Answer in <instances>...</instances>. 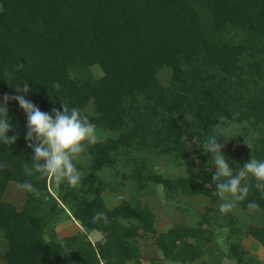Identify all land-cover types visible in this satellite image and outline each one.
Masks as SVG:
<instances>
[{
    "label": "trees",
    "instance_id": "trees-1",
    "mask_svg": "<svg viewBox=\"0 0 264 264\" xmlns=\"http://www.w3.org/2000/svg\"><path fill=\"white\" fill-rule=\"evenodd\" d=\"M0 7V98L18 95L12 87L27 81L26 99L41 111L76 107L95 128L118 134L85 145L76 161L79 186L56 182L50 191V176L24 174L34 155L25 140L26 114L17 102L8 104L9 136L18 138L0 146V240L7 242L0 264H141V240L149 237L162 254L149 264H197L211 242V209L199 214L196 227L177 225L155 237L156 218L140 199L160 186L173 201H216L214 171L175 179L157 171L161 160L187 169L209 161L197 143L209 134L227 133L218 142L237 146L227 156L233 169L245 147L264 160V137H255L264 126V0H0ZM165 68L170 79L162 86L158 74ZM188 119L194 124L184 134ZM24 181L40 195L21 189L18 211L3 196L9 183ZM128 181L136 183L137 197L106 208L102 195L120 192ZM248 182V196L236 204L250 209L255 202L251 210L264 213V194ZM65 210L78 234L47 241V231L69 217ZM97 213L104 215L94 221ZM241 230L264 250V225ZM93 232L102 235L94 243ZM229 255L235 264H264L239 242Z\"/></svg>",
    "mask_w": 264,
    "mask_h": 264
},
{
    "label": "clouds",
    "instance_id": "clouds-1",
    "mask_svg": "<svg viewBox=\"0 0 264 264\" xmlns=\"http://www.w3.org/2000/svg\"><path fill=\"white\" fill-rule=\"evenodd\" d=\"M58 87V85H57ZM18 95L4 94L0 98V146L13 145L17 135L9 136L13 131V118L9 117L8 104L18 103L26 114L25 140L34 155L31 163H25L26 176H51L55 181L66 183L75 188L82 181V172L76 161L84 152L85 145L95 137V128L88 117L79 108H67L62 104V111L56 108L52 112H44L32 101L26 99L30 88L27 81L12 87ZM219 137L229 138L227 133L209 134L197 143L205 154H211L208 164L215 168L213 180L224 203L220 211H231L236 202L246 199L250 192L249 180H255L254 187L264 194V160L253 159L245 162L242 167H230V159L225 155L224 145L218 142ZM249 146L250 141L245 140ZM3 167V164H0ZM21 189L34 193L39 197V190L30 181L18 185ZM250 209L257 208L255 202H249ZM103 213H97L93 220L99 219Z\"/></svg>",
    "mask_w": 264,
    "mask_h": 264
},
{
    "label": "rangeland",
    "instance_id": "rangeland-1",
    "mask_svg": "<svg viewBox=\"0 0 264 264\" xmlns=\"http://www.w3.org/2000/svg\"><path fill=\"white\" fill-rule=\"evenodd\" d=\"M1 11V7H0ZM94 74L96 77L100 76V73L98 70H94ZM159 82L162 86H167L170 79V71L168 69H163L158 74ZM51 113V112H49ZM85 113L88 115L92 114V105L90 104L86 110ZM194 124V121L191 119H188L181 123V128L184 134H188L191 126ZM95 128V127H94ZM264 128V126H262ZM260 131H262L260 133ZM264 136V130H256L255 137L256 138H262ZM118 137L117 133H113L110 131H103L98 128H95V137L92 141H100L106 138H112L116 139ZM224 145V153L226 156H235L238 151L237 146L235 144L229 143V142H223ZM193 148V147H192ZM250 149L247 147L242 150L243 154H241V157H238L241 159L242 165L245 162H248L253 158L250 155ZM237 159L234 161V165L238 167L239 164ZM254 159V158H253ZM208 160H199L196 161L194 168H181L177 167L165 160H161L158 162L157 171L162 173L164 176L175 179L178 177H184L186 178L189 174L201 170V169H207L215 172V168L211 167L208 164ZM55 179L50 176L48 180V188L50 191L55 189L56 186ZM137 197V187L136 183L133 181H128L120 192L112 193L109 191H106L102 198L104 200V204L106 208L112 209L123 201V199H134ZM4 200V199H3ZM5 202V201H4ZM141 204H146L151 213L155 216V224L154 228L156 230L155 237L162 233L167 231L168 229L174 228L177 225H187L190 227H196L198 223L201 220V217L199 214H205L206 209H211L209 214V237L211 239V242L208 244H205L202 247V254L200 259L196 262L197 264H235V262L230 258L229 255V249L232 243H240L243 248L248 250L250 254L255 255V253L258 256V259L261 263L264 262L263 255L261 256V251L258 250V243L255 240H252V238L247 237L244 233V230H241L242 228H246V224L242 223L245 222V220L240 215L241 208L237 207L236 215L238 218L234 216L232 211L228 212H221L220 206L222 203H224V200L221 196L216 201H211L210 199H190V198H183L178 197L176 198V201H173L165 196V193L163 192L162 188L160 186H156L154 189V194L150 196H146L140 199ZM8 203V202H7ZM25 203V202H24ZM23 203V205H24ZM22 204L17 205L18 211L21 210L23 207ZM235 206H238L235 204ZM235 209V208H233ZM66 214L69 216L68 211H66ZM257 214L259 216H262V213L257 211ZM183 216L187 218V221L183 223ZM233 218L235 220V223L231 224L229 222L228 218ZM69 218V219H68ZM68 218H62V220L57 224V226L54 227V229H50L47 231L45 239L47 241H55L61 240L65 237H71L76 236L78 234V225H75V221L73 219ZM73 220V221H72ZM78 228V229H77ZM231 228L238 229L240 231L239 233L234 234L231 232ZM80 230V229H79ZM101 235L99 233H95L91 236V239H100ZM142 244V254L145 255L143 257L142 264H149V261L151 259H156L157 257L161 258L158 260H162V254L159 251H155V246L153 244V239L150 237L147 239L141 240ZM155 248V249H154ZM7 251V242L0 240V260L2 255ZM260 255V256H259ZM256 256V255H255ZM151 257V258H150ZM154 257V258H153ZM1 263V262H0ZM164 264H170L167 263V261H163ZM173 264H180V263H173Z\"/></svg>",
    "mask_w": 264,
    "mask_h": 264
},
{
    "label": "crops",
    "instance_id": "crops-1",
    "mask_svg": "<svg viewBox=\"0 0 264 264\" xmlns=\"http://www.w3.org/2000/svg\"><path fill=\"white\" fill-rule=\"evenodd\" d=\"M260 129H263L264 130V128H262V126L261 127H259L258 128V130H260ZM262 131H260V133H261ZM264 137V136H263ZM199 198H202V199H205V200H207L208 198H205V197H202V196H198V197H192V198H190V199H193V200H195V199H199ZM3 201H5L6 203L8 202L9 204H12L13 206H15L17 209H18V206L17 205H19V204H22L23 205V203L25 202V196H24V193H23V191L21 190V188H19L17 185H15L14 183H9L8 184V186H7V189H6V191H5V194H4V196H3ZM237 207L238 208H241L240 206H235L234 208L235 209H232L231 211V213H233L234 214V216L236 217V218H238L237 217V215H236V212L238 211L237 210ZM242 209V208H241ZM257 211H259V210H251V209H242V211L240 210V215H241V217L245 220V222H242V223H244V224H246V226H253V227H257V228H260V227H262L263 225H264V213L263 212H261V211H259V212H261L262 213V216L260 215L259 216V214H257ZM69 214V213H68ZM69 217H70V219H72L71 218V216H70V214H69ZM185 220L187 221V218H185L184 216H183V223L185 222ZM73 221V220H72ZM60 224V223H59ZM75 225L77 226L78 224L77 223H75ZM183 225H185V224H183ZM78 227H79V225H78ZM52 229H54V228H52ZM78 229V228H77ZM79 229H80V227H79ZM79 229H78V231H79ZM95 233H98V232H93V233H91L90 235H89V239H90V241L92 242V243H94V242H96V241H98V240H100L101 238H102V235H101V238L100 239H91V236L92 235H94ZM247 237H250V238H252L251 236H247ZM252 240H254L253 238H252ZM142 243V242H141ZM154 244V243H153ZM156 248V247H155ZM154 248V249H155ZM244 250H246L245 248H244ZM258 250H260L261 252V256L263 255V253H264V250H263V248L260 246V245H258ZM155 251H158L157 250V248L155 249ZM247 252H248V250H246ZM160 252V251H159ZM249 253V252H248ZM250 254V253H249ZM251 256H254L258 261H260L259 259H258V256H257V254L255 253V255H253V254H250ZM260 256V255H259ZM143 257H145V255H143L142 254V258ZM151 258V257H150ZM154 258V257H153ZM263 258H264V255H263ZM144 259V258H143ZM143 259L141 260V264H142V261H143ZM158 259H161V258H159V257H157L156 258V260H158ZM167 263H170V264H173V262H170V261H167Z\"/></svg>",
    "mask_w": 264,
    "mask_h": 264
}]
</instances>
